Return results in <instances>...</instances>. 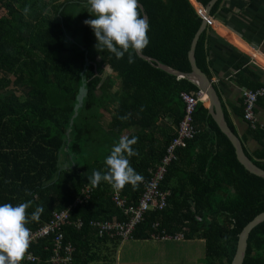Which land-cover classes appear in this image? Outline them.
Returning a JSON list of instances; mask_svg holds the SVG:
<instances>
[{"label":"trees","instance_id":"obj_1","mask_svg":"<svg viewBox=\"0 0 264 264\" xmlns=\"http://www.w3.org/2000/svg\"><path fill=\"white\" fill-rule=\"evenodd\" d=\"M194 1L205 8L211 0ZM220 2L211 8L210 18L219 12ZM139 3L148 16L150 39L142 54L189 73L188 52L203 22L200 15L189 0ZM89 7L87 0H0V204L32 201L29 217L42 206L39 221L27 225L31 230L49 221L53 210L72 205L83 187L91 185L88 177L94 170H107L104 161L125 132L138 138L133 148L139 155L130 157V164L148 179V170L160 162L176 132L157 138L159 122L169 120L177 128L184 116L180 93L198 89L137 55L129 64L127 54L117 60L106 49L98 51L93 30L84 24L95 19ZM208 31L207 26L194 52L206 75ZM97 76L101 80H94ZM80 86L85 92L73 119ZM113 89H118L114 97ZM104 115L109 116L107 124L101 122ZM124 116L129 118L119 119ZM193 119L199 134L177 151L163 183L170 192L167 207L149 210L131 240H150L151 227L158 223L167 234L202 240V264H229L240 230L264 213V179L236 162L203 104H197ZM205 125L216 135L215 146L205 140ZM197 146L205 158L182 165ZM252 163L264 170V162ZM182 167L191 174L183 175ZM174 178L176 187L170 183ZM92 188L86 200L70 208V222L62 229L64 242L73 248L69 264H116L122 241L100 237L88 222L124 221L125 216L113 204L109 184ZM121 191L134 204L144 185L137 190L126 185ZM76 219L84 226L75 229ZM51 249V236L32 244L29 251L37 261L22 264H52ZM243 264H264V222L250 232Z\"/></svg>","mask_w":264,"mask_h":264},{"label":"crops","instance_id":"obj_2","mask_svg":"<svg viewBox=\"0 0 264 264\" xmlns=\"http://www.w3.org/2000/svg\"><path fill=\"white\" fill-rule=\"evenodd\" d=\"M207 26V77L218 94L222 119L248 159L251 162H264V97L256 103L257 130L251 131L242 119L243 91L264 85V0H221L219 12L214 18L209 17ZM204 107L207 109V118L214 122L208 113L209 102ZM158 125L161 131L160 134L156 131L157 138L165 131L172 136L176 130L169 120L160 121ZM204 128L208 145L212 141L210 144L215 146L216 135L208 125ZM130 134L125 132L123 136ZM203 151L201 146H197L189 159L186 158L184 164L181 162L182 165H189L192 158H205L201 155ZM181 169H186L182 170L183 175L191 174L189 168ZM170 183L176 187L179 181L174 178ZM227 191L233 192L232 189ZM123 243L119 245L120 248ZM124 259L121 261H130L128 257Z\"/></svg>","mask_w":264,"mask_h":264},{"label":"clouds","instance_id":"obj_3","mask_svg":"<svg viewBox=\"0 0 264 264\" xmlns=\"http://www.w3.org/2000/svg\"><path fill=\"white\" fill-rule=\"evenodd\" d=\"M87 4L90 6L88 12L95 19H86L84 24L94 32L96 49H106L117 60L123 59L127 54L128 63H134V57L141 54L150 43L149 23L141 14L139 0H87ZM28 10L26 7L25 13ZM128 118L129 116L119 117L121 120ZM137 139L128 136L119 138L104 161L107 170L103 173L94 170L88 177L93 187L106 182L115 191L123 190L126 185H131L133 190L139 188L144 177L135 171L129 159L139 155L133 148ZM31 205L32 201L16 206L10 203L0 204V264H22L26 257L30 258L32 232L27 225L30 221H39L44 212V208L38 206L29 217L27 209Z\"/></svg>","mask_w":264,"mask_h":264},{"label":"built area","instance_id":"obj_4","mask_svg":"<svg viewBox=\"0 0 264 264\" xmlns=\"http://www.w3.org/2000/svg\"><path fill=\"white\" fill-rule=\"evenodd\" d=\"M264 97V85L252 90H244L242 93L243 111L242 119L248 125L251 131L257 130V122L255 118L256 103L259 98ZM180 99L184 104V116L176 128L175 136L171 140L160 162L153 168L148 170V179H144V191L136 203H129L128 199L122 195V191H115L112 188L111 200L116 207L121 209L125 216L124 221H95L88 222V226L96 229L99 236L103 234L107 236L118 237L122 242L131 240L135 228L144 221L145 214L149 210L164 209L167 207V199L170 195L169 190L163 189V183L167 176L169 167L177 161V151L184 148L186 143L193 141L199 134L194 127V113L198 103L207 104L209 102L207 95L201 89L194 92H181ZM92 185H85L72 202V205L59 210H53L51 219L38 225L32 232V244L51 236V256L52 264H69L73 248L71 243L64 242L62 229L64 225L70 222V208L76 203L86 200L92 191ZM200 221V218L196 217ZM75 229L84 226L80 219H76L73 223ZM158 223H154L151 227V239L156 241H182L184 236L182 233L167 234L164 230H159ZM30 252V251H29ZM37 257L30 252V258H25L22 263H34Z\"/></svg>","mask_w":264,"mask_h":264},{"label":"water","instance_id":"obj_5","mask_svg":"<svg viewBox=\"0 0 264 264\" xmlns=\"http://www.w3.org/2000/svg\"><path fill=\"white\" fill-rule=\"evenodd\" d=\"M191 5L194 7V10L200 15L202 18L203 22L195 36L193 37V40L191 42L190 50L188 52V60L190 64L191 71L187 74L181 73L177 70H174L168 66L162 65L160 63H157L155 60L152 58H149L142 53L137 55L138 57H141L145 60H147L150 63H153L156 68L164 71L167 74L173 75L175 77L179 78H187L190 82H192L198 89H201L202 91L205 92V94L208 97L209 100V108H208V113L211 116V118L214 120V122L217 125L218 131L224 135V137L227 139L229 144L231 145L235 160L236 162L244 167L246 171L249 173L263 178L264 179V170L259 168L258 166H255L249 159L248 157L244 154L242 147H240L239 142L237 139L231 134V132L228 130L226 127L222 115L220 113V103L218 99V94L215 90L214 85L211 83L209 78L205 73H203L196 65L195 62V57H194V52H195V47L197 44V41L200 37V35L205 31L207 28V24L209 21V15L211 8L213 5L217 2V0H211L207 4L205 8H203L201 5L197 4L194 0H189ZM141 8H142V13L143 16L147 18L148 16L145 13L144 6L139 3ZM84 88L83 86H80L78 88L77 95L75 97V109H74V117L76 116L77 113V108L79 107L81 103L82 96L84 94ZM72 124V123H71ZM264 222V213L256 215L249 223H247L242 230L237 235V240H236V245H235V251L232 256V259L229 264H243L245 254H246V249H247V240L249 237L250 232L259 224Z\"/></svg>","mask_w":264,"mask_h":264},{"label":"rangeland","instance_id":"obj_6","mask_svg":"<svg viewBox=\"0 0 264 264\" xmlns=\"http://www.w3.org/2000/svg\"><path fill=\"white\" fill-rule=\"evenodd\" d=\"M94 80H101V78L97 76ZM117 91L118 89H113V97ZM108 117L104 115L101 122L107 124ZM117 251L115 262L118 264H201L204 257V244L198 239L180 242L154 239L144 242L129 240L124 242L121 248L118 247ZM124 257H128L130 261L122 262Z\"/></svg>","mask_w":264,"mask_h":264}]
</instances>
